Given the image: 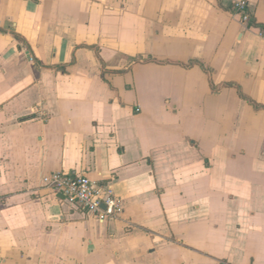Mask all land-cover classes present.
<instances>
[{"label": "crops", "instance_id": "crops-1", "mask_svg": "<svg viewBox=\"0 0 264 264\" xmlns=\"http://www.w3.org/2000/svg\"><path fill=\"white\" fill-rule=\"evenodd\" d=\"M260 32L264 0H0V264H264Z\"/></svg>", "mask_w": 264, "mask_h": 264}, {"label": "built area", "instance_id": "built-area-1", "mask_svg": "<svg viewBox=\"0 0 264 264\" xmlns=\"http://www.w3.org/2000/svg\"><path fill=\"white\" fill-rule=\"evenodd\" d=\"M233 6L240 22L247 23L249 12L246 3L237 1ZM258 36L264 39V32ZM42 188L78 207L99 224L115 221L122 213L121 199L109 184L92 180L85 174L55 172L43 177Z\"/></svg>", "mask_w": 264, "mask_h": 264}, {"label": "trees", "instance_id": "trees-1", "mask_svg": "<svg viewBox=\"0 0 264 264\" xmlns=\"http://www.w3.org/2000/svg\"><path fill=\"white\" fill-rule=\"evenodd\" d=\"M137 61H138V60L133 59V60L130 62V65L133 64V63H135V62H137Z\"/></svg>", "mask_w": 264, "mask_h": 264}]
</instances>
